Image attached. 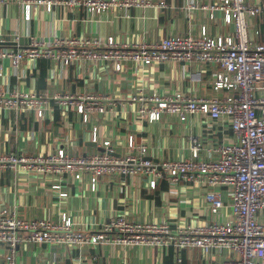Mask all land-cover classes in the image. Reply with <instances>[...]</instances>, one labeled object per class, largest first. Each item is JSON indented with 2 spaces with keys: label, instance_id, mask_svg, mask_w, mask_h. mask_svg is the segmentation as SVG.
Here are the masks:
<instances>
[{
  "label": "crops",
  "instance_id": "crops-1",
  "mask_svg": "<svg viewBox=\"0 0 264 264\" xmlns=\"http://www.w3.org/2000/svg\"><path fill=\"white\" fill-rule=\"evenodd\" d=\"M192 1L210 4L215 0H151L146 7L100 13L64 4H55L51 10L39 5L33 7L30 19L25 18L22 4L0 2V36L15 47V37H20L21 46H26L31 37L50 42L63 37L113 36L120 44H138L171 35L198 37L205 29L211 37L232 34L222 12L217 11L211 18L206 10L190 11L188 5ZM160 2L166 6L160 7ZM219 69L210 63L170 61L152 66L126 62L116 71L111 62L78 61L65 66L43 58L25 59L16 68L9 59H0V87L8 92L33 91L48 97L50 103L42 118L32 111H0V153L42 155L64 147L70 154L85 155L104 151L103 142L110 140L114 153L124 156L138 153L137 148L128 146V137L133 135L137 146H148L146 157L157 163L189 157L188 138L196 134L202 139L200 157L216 159L218 146L234 139L225 120L191 113L182 121L178 115L164 112L159 120L150 121L140 117L138 108L143 101L134 100V96L169 97L180 93L185 97H223L228 90L213 88ZM55 93L103 96L104 112L92 113L84 121L74 108L53 100ZM94 127L98 131L97 142L91 139ZM56 180L55 175L1 171L0 212L53 222L67 214L76 226L88 231L102 230L119 214L140 223L168 221L173 230L216 218L206 202L205 195L211 190L206 184L180 181L172 185L168 176H163L152 188L146 176L106 175L92 189L90 176L85 173L80 180L64 177L61 189L55 190L52 184ZM227 193V189H221L225 202L229 200ZM229 217L227 208L221 220ZM7 253L8 248L0 245V264H8ZM229 256L224 249L206 252L198 247L176 251L174 247L105 243H30L18 248L16 264H224Z\"/></svg>",
  "mask_w": 264,
  "mask_h": 264
},
{
  "label": "built area",
  "instance_id": "built-area-1",
  "mask_svg": "<svg viewBox=\"0 0 264 264\" xmlns=\"http://www.w3.org/2000/svg\"><path fill=\"white\" fill-rule=\"evenodd\" d=\"M19 3L30 19L34 6L51 10L55 4L84 7L89 12H106L117 8L146 7L151 0H0ZM165 7L164 2L159 3ZM190 11H208L211 18L223 13L224 22L231 27V35L211 37L206 29L198 37L171 35L156 42L120 44L113 36L63 37L47 42L31 37L21 46L20 37L8 39L0 36V59H9L19 67L25 59H50L62 65L78 61L94 64L111 62L120 71L126 62L152 66L170 61L202 62L220 66L215 73L213 88L228 90L223 97H185L180 93L169 97L158 94L134 96L143 101L138 108L140 117L159 120L162 113L176 114L182 121L191 113H202L212 119L225 120L234 139L216 149V159L200 157L202 139L190 134V156L180 160L154 162L146 157L147 145H136L133 135L128 146L138 149L124 156L114 153L111 141L105 140V150L92 154H70L64 147L48 154L25 155L0 153V172L13 170L28 176L55 175L52 188L60 190L63 178L82 179L88 173L92 189L106 175L146 176L155 188L159 178L168 176L172 185L180 181L206 184L211 187L206 195L214 220L201 225L187 224L173 230L170 223L136 222L119 214L105 224L102 230L88 231L75 225L63 214L59 222L48 219H27L16 213L0 212V245L8 248V264H16V253L21 245L110 244L124 247H174L176 251L198 247L206 252L227 250L230 256L224 264H264V0H215L202 3L192 1ZM11 41V40H10ZM15 48V49H14ZM103 96L55 93L52 97L59 105L72 107L82 114L84 121L92 113L104 112ZM106 100L109 97H105ZM49 98L33 91H6L0 87V111L17 109L45 116ZM92 141L97 142V127ZM228 190L225 202L221 189ZM230 209V217L221 220L223 211Z\"/></svg>",
  "mask_w": 264,
  "mask_h": 264
}]
</instances>
